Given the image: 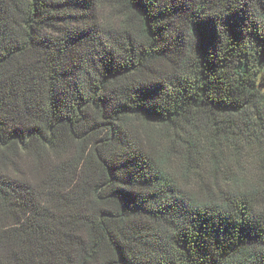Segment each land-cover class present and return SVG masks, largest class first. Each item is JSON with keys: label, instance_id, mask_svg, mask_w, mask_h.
I'll list each match as a JSON object with an SVG mask.
<instances>
[{"label": "trees", "instance_id": "obj_1", "mask_svg": "<svg viewBox=\"0 0 264 264\" xmlns=\"http://www.w3.org/2000/svg\"><path fill=\"white\" fill-rule=\"evenodd\" d=\"M0 264H264V0H0Z\"/></svg>", "mask_w": 264, "mask_h": 264}]
</instances>
